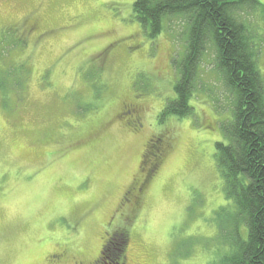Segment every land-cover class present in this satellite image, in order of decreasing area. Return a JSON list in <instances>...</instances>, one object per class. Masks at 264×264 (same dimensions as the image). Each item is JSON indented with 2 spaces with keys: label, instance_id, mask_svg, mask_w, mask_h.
I'll return each mask as SVG.
<instances>
[{
  "label": "rangeland",
  "instance_id": "obj_1",
  "mask_svg": "<svg viewBox=\"0 0 264 264\" xmlns=\"http://www.w3.org/2000/svg\"><path fill=\"white\" fill-rule=\"evenodd\" d=\"M135 1L0 0V264H96L120 230L124 264H221L214 154L234 98L208 43L192 114L161 123L188 17L166 16L150 39ZM235 14L260 39L264 81V21ZM26 19H37L34 33ZM148 143L160 163L147 178Z\"/></svg>",
  "mask_w": 264,
  "mask_h": 264
},
{
  "label": "trees",
  "instance_id": "obj_2",
  "mask_svg": "<svg viewBox=\"0 0 264 264\" xmlns=\"http://www.w3.org/2000/svg\"><path fill=\"white\" fill-rule=\"evenodd\" d=\"M132 6L150 39L158 35L166 16L188 17L176 96L162 110L161 123L192 114L189 102L199 59L205 46L213 45L215 69L234 98L231 120L221 126L227 143L215 144L214 161L226 200L216 212V226L225 237L216 243L224 251L221 264H264V81L256 57L260 39L235 19L236 11L245 9L257 12L264 21V4L259 0H136ZM158 150L152 146L145 151L139 171L147 178L160 163L159 157L154 159L157 164L150 160ZM128 241L123 230L113 231L101 251L103 264H124Z\"/></svg>",
  "mask_w": 264,
  "mask_h": 264
},
{
  "label": "flooded vegetation",
  "instance_id": "obj_3",
  "mask_svg": "<svg viewBox=\"0 0 264 264\" xmlns=\"http://www.w3.org/2000/svg\"><path fill=\"white\" fill-rule=\"evenodd\" d=\"M26 21H31V20L30 19L29 20L26 19ZM36 22H37V19L35 21H31V23L28 25V29H27L28 32L34 33V30L37 28ZM129 109L131 111L127 112V110H129ZM122 111L123 112L125 111L123 113V115H122L123 117H125V115H127L130 112H132V114L131 115H127V116H129V117L133 116V118L135 116V107L134 106L125 105ZM133 131L135 132V129ZM148 145H149V143L147 144V147H150L152 145V143L149 146ZM97 261L98 262L96 264H103V260L102 259L100 260V255H99V259Z\"/></svg>",
  "mask_w": 264,
  "mask_h": 264
}]
</instances>
